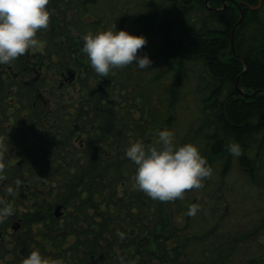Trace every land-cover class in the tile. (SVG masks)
<instances>
[{
	"label": "trees",
	"instance_id": "obj_1",
	"mask_svg": "<svg viewBox=\"0 0 264 264\" xmlns=\"http://www.w3.org/2000/svg\"><path fill=\"white\" fill-rule=\"evenodd\" d=\"M110 1L111 6L102 17L103 30L115 24L117 31L146 38L147 44L139 55L146 54L152 61L148 76L141 77L140 87L135 85L134 91L127 94L126 82L137 80L136 75L129 73L131 65L115 69L107 77L98 76L82 52L85 34L82 18L97 0H50L48 8L53 14L49 28L37 34L44 47L30 50L11 66L0 67V132L22 140L17 147L22 165L16 161L9 165L8 151L4 161L6 177L21 181L20 188L29 185L35 190L36 197L27 210L34 221L53 218V204L60 202L76 210L71 217L77 222L81 219L91 225L94 217L101 218L103 232L116 235L119 243L136 241L130 234H159L163 235L167 250V241L174 238L179 243L183 264H196L191 258L193 252L186 253V247L199 242L206 248L205 264L222 263L233 254L243 257L249 248L242 238L258 240L259 233L244 234L237 229L231 235L182 234L178 221L168 213L166 204L160 202L156 204L153 219H149L145 209H150L151 198L135 190L133 184L126 189V178H133L135 171L126 167L125 152L137 140L149 145L146 138L170 130L178 115L183 114L190 122L183 139L175 141L177 146L197 145L213 174L221 169L222 174H227L237 167L253 184L258 186L260 181L264 185V156L257 160L256 155L264 139V16L261 14L264 5L261 7L259 0H237L256 6L241 7L234 0L225 11L221 8L222 0ZM208 33L210 38H205ZM184 40L179 52L178 46ZM194 63L200 67H191L198 75L197 83L195 87H187L190 91L187 92L182 76ZM33 65L36 72L31 68ZM72 73L77 75V81L71 80ZM58 76L62 78L61 84L64 83L60 89ZM68 81L72 82L71 88ZM162 89L170 93L171 103L167 107ZM118 91L120 98H126V104L130 105L129 114L123 119L117 115L118 108L124 105L122 100L116 102V98H110ZM183 93L188 96L185 98ZM189 95L196 97L198 107L175 110V104L187 103ZM50 96L53 101L47 103ZM140 97L148 107L156 105L136 118L134 110ZM96 120L101 123L97 124ZM120 124L126 126L132 137L126 142L122 136L127 144L118 143L111 149L105 141L116 137L113 132ZM182 126L179 123L178 129ZM80 128L92 135L89 139L94 145L86 143L80 147ZM95 132H98L96 136ZM233 142L241 145L239 157L228 151V145ZM211 177L204 181L202 189L220 191L223 198L221 187L212 189ZM9 186L15 187V182ZM256 193L260 196L258 201L264 200V193L257 188ZM94 210L99 212L95 214ZM187 212L186 208L189 222L193 216ZM129 226H133V232L129 233ZM117 233H124V238ZM219 244L223 245L225 254Z\"/></svg>",
	"mask_w": 264,
	"mask_h": 264
},
{
	"label": "clouds",
	"instance_id": "obj_2",
	"mask_svg": "<svg viewBox=\"0 0 264 264\" xmlns=\"http://www.w3.org/2000/svg\"><path fill=\"white\" fill-rule=\"evenodd\" d=\"M50 0H0V65H11L30 50H40L44 42L37 34L49 28L52 12ZM82 52L90 60L94 72L107 77L115 69L135 64L138 69H148L152 61L139 52L147 44L144 36H136L125 30H116L115 24L83 36ZM153 144L145 145L137 140L126 149L125 155L136 165L133 188L162 203L183 200L185 193L204 187V181L212 176L213 169L200 149L193 143L177 146L174 133L168 129L159 131ZM0 136V181L6 180L5 155L9 151ZM228 151L234 157L242 155L241 145L233 142ZM21 186H8L0 196V223L14 215V198ZM8 197L13 199L10 201ZM200 210L198 203L191 204L187 215L195 216ZM180 219L179 217L177 218ZM123 239L124 233H117ZM22 264H65L63 259H53L41 254L39 249L23 259Z\"/></svg>",
	"mask_w": 264,
	"mask_h": 264
},
{
	"label": "rangeland",
	"instance_id": "obj_3",
	"mask_svg": "<svg viewBox=\"0 0 264 264\" xmlns=\"http://www.w3.org/2000/svg\"><path fill=\"white\" fill-rule=\"evenodd\" d=\"M261 1V7L264 5L263 1ZM112 2L110 0H97V2L90 7V11L85 13L84 17L82 18V30L85 34L92 32L95 33L99 30H103V14L106 9L110 8V4ZM166 4V3H165ZM96 5V6H95ZM262 16H264V9L261 11ZM72 18V17H69ZM95 26V27H94ZM112 27V26H111ZM97 29V30H96ZM175 65H177V61H174ZM192 65L195 66V68L200 69L199 65L196 63L190 64V66L187 68V74H183L182 81L184 85V89L187 92H190L187 87H195L197 83L198 75H196L193 71ZM4 65H0V67H3ZM129 73L134 76H137L136 78H132L128 82H126L125 87L126 91L125 94L128 92L134 91L133 87L136 85L137 87H140L139 81L142 79L141 77L148 76V69L144 70H138V68L135 65H131V71L130 68L128 69ZM60 67L58 66L57 72L59 73ZM22 72V71H20ZM121 73V72H120ZM21 73L19 75V78L21 77ZM85 78V76L83 75ZM81 79V77L79 78ZM78 80V77L75 81ZM62 78L56 79V82L58 83L57 87L60 89V85ZM60 82V85H59ZM145 82V81H144ZM78 83V82H77ZM68 88H71L72 84L68 83ZM80 85V83H78ZM77 85V86H78ZM204 85L203 83L201 84ZM152 86V85H151ZM157 86V84L155 85ZM153 86L155 89L156 87ZM150 88V90L153 89ZM67 88H63V91H66ZM74 89V88H72ZM77 89V88H76ZM128 89V90H127ZM141 90V89H140ZM139 90V91H140ZM75 93V92H73ZM162 94H164L165 104L164 107L168 106V103H171V97L170 93L168 92L166 94L165 89H162ZM76 94V93H75ZM184 97L188 96V93H183ZM196 95V94H195ZM128 96V95H127ZM110 98H116V102L119 100L121 101V104H124L122 107H119L117 110V115L119 114V119H123L127 116L128 109H130V105L126 104V98H120V92H116L115 94H111ZM53 98L50 96L47 100V103L49 101H53ZM170 99V100H169ZM137 106L134 110V113L136 114V118L140 117V112H146L152 108L153 105L147 106L148 103L144 100L143 97H140L138 101L136 102ZM199 102L196 100V97L194 95H189L187 103L184 101L183 103H179V101L175 104V110L181 111L185 107L188 106H194L198 107ZM138 110V111H136ZM198 115V113H197ZM144 116V115H143ZM190 121L187 119V117L183 114L178 115L177 120L174 122L175 125L170 128V131L174 133L175 141L183 139L184 135L187 131V125ZM96 123H101L100 121L96 120ZM179 123H182L183 126L181 129H178ZM117 132V134H116ZM180 132V134H179ZM116 137L110 138L105 141L108 145H110L111 149L116 147L118 143L127 144L126 142H129V138L131 139L132 135L127 132L126 126H117V131L113 132ZM98 132H95L94 136H96ZM125 138V141L123 137ZM90 137L92 135L90 134ZM158 137L156 135H151L150 137L146 138V142H149L150 140L155 141ZM104 142V143H105ZM145 142V141H144ZM128 159V163L126 164L127 168H130L131 170H136L134 163L131 162ZM214 163V162H213ZM215 168V165L213 166ZM218 169V168H217ZM220 170V169H219ZM239 168L233 167L231 171H229L227 174H222V169L220 172H217L212 175L211 182H212V189L221 187L222 189V195L223 198H220V191L215 192L209 191L206 192L203 189L196 190L194 192H186L185 197L183 200L177 199L175 202L171 203H163L166 204L168 213L172 217L178 221L180 224V227L182 228V231H184L182 234L187 233L188 235H195V236H203L204 234H233L238 229L239 233H252L253 231L259 233V238L257 240V237H252V239L242 238V243L249 248V256L245 258V255L248 254L247 252L243 253L242 256H237L233 254L232 257H227V259L224 262H220L218 264H264V200L261 199L258 201L257 197H260L256 193V184H253L251 181H249L247 176L243 173H239ZM214 172V171H213ZM127 186L126 189H129L130 186L134 183L132 177H127ZM5 182V188L9 186L10 183L15 182L14 178L8 177ZM33 188V187H32ZM34 190V189H33ZM136 190V189H135ZM35 191V190H34ZM120 191V189H119ZM126 191V190H125ZM124 191H122V194ZM12 198V197H11ZM13 199V198H12ZM160 201L150 199L148 206H150V209L147 208L145 211H148V214L150 216L149 219H153L154 214H156V204L158 205ZM162 203V202H160ZM198 203L200 205V210L197 212V214L192 217L189 222H187V216H186V208L188 209L191 204ZM30 203H28L29 205ZM30 206H25L21 200L17 199L15 208L18 211H27ZM125 217V216H124ZM180 218L179 220L177 218ZM34 221V220H33ZM217 225H219V228H217ZM32 226L37 229V224H32ZM133 226H129L128 230L129 233L133 232L132 229ZM195 243L193 245L186 247V253L189 251H192V260L196 261V264H205L208 262V258L205 255L206 248L203 244ZM221 246L223 254L226 252L223 250V245ZM244 249V248H242ZM5 250V249H4ZM245 250V249H244ZM256 259V262L254 261Z\"/></svg>",
	"mask_w": 264,
	"mask_h": 264
},
{
	"label": "flooded vegetation",
	"instance_id": "obj_4",
	"mask_svg": "<svg viewBox=\"0 0 264 264\" xmlns=\"http://www.w3.org/2000/svg\"><path fill=\"white\" fill-rule=\"evenodd\" d=\"M233 2L235 1L222 0L221 8L228 11ZM236 2L241 7L243 5L250 8L256 7L250 5L249 2L244 3L237 0ZM259 4H261L260 0ZM209 35L210 33L205 38H210ZM31 68L36 72L35 65ZM63 86L64 83L60 87ZM91 129L94 128L91 126ZM79 130L80 147H84L86 143L94 145V141L89 139L90 136L87 132L82 131V128ZM0 136L8 137L6 140L10 152L9 165H13L16 161L21 166L23 160L19 157L21 151L17 147L21 145L22 140H16L2 132H0ZM262 140L261 151L264 152V139ZM261 151L257 150V160H260V156L261 158L264 156V154L261 155ZM257 185L256 188L264 193V185L260 181L257 182ZM29 187L27 185L18 189L14 204L19 199L25 206L32 205L36 196L33 195L32 187ZM5 189V182L0 181V196L4 195ZM8 199L12 200L11 197ZM28 203L30 204L28 205ZM97 204L100 209V202ZM58 207L60 208L59 215H56ZM94 211L95 214L99 212ZM29 212L31 211L24 210L22 213L16 210L14 215L4 223H0V264H22L23 259L35 249H39L44 256L63 259L65 264H183L181 250L178 248L179 243H176L174 238L167 241L169 246L167 250H164V237L159 234V237L151 234H130V237L136 238V241L119 243L116 240V235L103 232L100 227L101 218L94 217L91 225L81 219L77 222L75 218L71 217L76 210L71 205L60 202L53 204L51 212L53 218L33 221ZM32 224H37V229ZM227 236L225 235V237ZM156 238H158L157 242L154 240Z\"/></svg>",
	"mask_w": 264,
	"mask_h": 264
},
{
	"label": "water",
	"instance_id": "obj_5",
	"mask_svg": "<svg viewBox=\"0 0 264 264\" xmlns=\"http://www.w3.org/2000/svg\"><path fill=\"white\" fill-rule=\"evenodd\" d=\"M240 21H241V20H240ZM240 21H239V22L236 24V26H235L234 30H235V29H236V27L239 25ZM233 33H234V32H233ZM59 210H60V208L58 207V208H57V210H56V212H57L56 214H57V215H59V213H58V211H59Z\"/></svg>",
	"mask_w": 264,
	"mask_h": 264
}]
</instances>
